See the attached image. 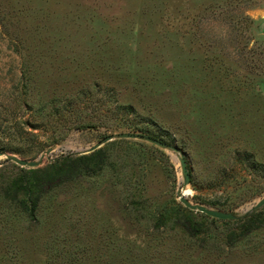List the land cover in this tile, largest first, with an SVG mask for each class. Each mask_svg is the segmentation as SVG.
Returning a JSON list of instances; mask_svg holds the SVG:
<instances>
[{"label":"rangeland","instance_id":"rangeland-1","mask_svg":"<svg viewBox=\"0 0 264 264\" xmlns=\"http://www.w3.org/2000/svg\"><path fill=\"white\" fill-rule=\"evenodd\" d=\"M116 132L176 146L193 203L263 196L264 0H0V152L51 149L36 220L0 194V264H264V224L239 235L186 211L177 152L115 138L89 167L49 168Z\"/></svg>","mask_w":264,"mask_h":264},{"label":"trees","instance_id":"trees-1","mask_svg":"<svg viewBox=\"0 0 264 264\" xmlns=\"http://www.w3.org/2000/svg\"><path fill=\"white\" fill-rule=\"evenodd\" d=\"M79 125L81 124L78 123L76 127H78ZM3 149V146H0V151ZM97 152H100V149L92 152V154L90 155H73L69 153L65 156L55 159L52 164L49 165V168L55 169L59 165H66L69 167L68 170H72L74 166H78L80 163L85 164L89 156ZM246 157V161L251 165L252 168L261 167V164L257 163L250 154H246ZM11 164H13V166L17 169V173L14 176H2V179L0 180V194L12 193L9 198L4 197L5 200L3 202L13 207V209H15L21 215V217L23 218L22 220L25 219V221L27 220L28 222L34 221L37 217L36 213L41 197L35 193L36 187L39 183L33 180L32 177L39 169L26 168L19 165L17 166L13 162H11ZM86 165L89 167L88 163H86ZM44 172L45 171H43V173ZM46 176L51 178L50 174H47ZM49 178H46V180ZM186 211L188 213L194 212L195 214L203 218L207 217L214 222L222 221L223 223H231L235 225V227L233 228H237L239 235H244L258 228L261 224H264V220L258 218V213L255 210L246 213L245 215H242L234 220H221L218 218L210 217L204 213L191 210L189 208H187Z\"/></svg>","mask_w":264,"mask_h":264},{"label":"water","instance_id":"water-1","mask_svg":"<svg viewBox=\"0 0 264 264\" xmlns=\"http://www.w3.org/2000/svg\"><path fill=\"white\" fill-rule=\"evenodd\" d=\"M115 138L137 139V140H141V141H145L147 143H150V144L157 146L161 149H167V150H171L173 152L179 153L180 154V166H181V172H182L183 180H182L181 185L178 187V189L176 191V196L179 199V201L185 207H187L191 210L198 211V212L204 213L210 217L218 218L221 220H234V219H237L240 216H242L248 212H251V211L258 209L259 207H261L264 204V195L261 196L254 204H252L246 208H242L239 211H230V212L212 209L206 205L191 202L185 196L184 191H183L184 187L189 183V175H188V172L186 169L185 158H184L182 152L179 151L178 148L176 146H174L173 144H170L166 141H163L159 138H156L154 136H151V135H148L145 133L116 132V133L108 134L89 147H76L73 150L72 154L83 155V154L90 153V152L94 151L95 149H98L101 146H103L106 142H108L112 139H115ZM50 152H51V149H48V150L44 151L42 154H40L36 159H32V160L23 159V158H20L16 155L9 154V153H2V152H0V156L4 155L8 160H11L12 162L16 163L17 165H19L21 167L32 168V167L37 166L39 164V160L42 159L44 156H47Z\"/></svg>","mask_w":264,"mask_h":264}]
</instances>
